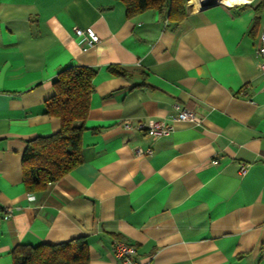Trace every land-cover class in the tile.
<instances>
[{"label":"crops","instance_id":"obj_1","mask_svg":"<svg viewBox=\"0 0 264 264\" xmlns=\"http://www.w3.org/2000/svg\"><path fill=\"white\" fill-rule=\"evenodd\" d=\"M203 1L172 22L128 16L121 0H0V264L17 244L79 236L89 264H124L115 238L136 248L133 264H264V0ZM73 65L96 69L82 161L28 192L23 151L59 130L45 103ZM175 104L201 123L176 120ZM152 119L171 133L135 126Z\"/></svg>","mask_w":264,"mask_h":264},{"label":"trees","instance_id":"obj_2","mask_svg":"<svg viewBox=\"0 0 264 264\" xmlns=\"http://www.w3.org/2000/svg\"><path fill=\"white\" fill-rule=\"evenodd\" d=\"M128 16L153 9L172 22L185 17L187 0H121ZM117 75L126 70L110 65ZM96 69L73 65L58 72L52 81L53 94L46 100L45 113L60 120L59 130L27 141L22 154L23 184L28 192L44 188L79 165L81 136L89 112ZM12 264H89L86 238L79 236L59 243L17 244L12 249Z\"/></svg>","mask_w":264,"mask_h":264},{"label":"built area","instance_id":"obj_3","mask_svg":"<svg viewBox=\"0 0 264 264\" xmlns=\"http://www.w3.org/2000/svg\"><path fill=\"white\" fill-rule=\"evenodd\" d=\"M74 32L77 38L86 40L89 46L93 45L99 40L98 35L90 27L84 29L75 27ZM256 54L261 59L260 67L262 72H264V18H262V32L260 35V44L256 49ZM174 106L178 110L177 115L175 116L176 120L192 122L195 124L201 123V118L198 115H196L195 112L187 108H181L178 104H175ZM123 126L124 128H131L132 124H130L129 122H124ZM135 126L137 129L144 130L146 134L150 136L152 139H156L162 136H167L172 131V125L170 123L159 119H152L146 123L138 122ZM148 152L150 153V150H148ZM213 163L215 164L218 163V160L214 159ZM245 170H246L245 166H241V168L239 169L241 174L245 173ZM6 214L7 216H11V211L8 210ZM112 249L114 254L118 258H120L124 264L134 263L137 250L133 245H130L123 240L115 238L112 241Z\"/></svg>","mask_w":264,"mask_h":264},{"label":"water","instance_id":"obj_4","mask_svg":"<svg viewBox=\"0 0 264 264\" xmlns=\"http://www.w3.org/2000/svg\"><path fill=\"white\" fill-rule=\"evenodd\" d=\"M217 2H220L219 0H204L202 3H201V6L200 7H205V6H211Z\"/></svg>","mask_w":264,"mask_h":264},{"label":"bare ground","instance_id":"obj_5","mask_svg":"<svg viewBox=\"0 0 264 264\" xmlns=\"http://www.w3.org/2000/svg\"><path fill=\"white\" fill-rule=\"evenodd\" d=\"M194 1H197V0H191V2H194ZM219 1H224V3L228 2L227 4H229V3H234V2L240 1V0H219Z\"/></svg>","mask_w":264,"mask_h":264},{"label":"rangeland","instance_id":"obj_6","mask_svg":"<svg viewBox=\"0 0 264 264\" xmlns=\"http://www.w3.org/2000/svg\"><path fill=\"white\" fill-rule=\"evenodd\" d=\"M189 3L192 4L191 0H187V4H189Z\"/></svg>","mask_w":264,"mask_h":264}]
</instances>
